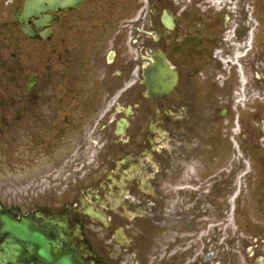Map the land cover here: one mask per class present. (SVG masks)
I'll list each match as a JSON object with an SVG mask.
<instances>
[{
  "label": "flooded vegetation",
  "instance_id": "flooded-vegetation-1",
  "mask_svg": "<svg viewBox=\"0 0 264 264\" xmlns=\"http://www.w3.org/2000/svg\"><path fill=\"white\" fill-rule=\"evenodd\" d=\"M65 1L47 41L61 47L65 93L79 101L86 92L95 112L110 106L93 124L97 164L85 169L86 183L55 208H35L71 213L70 245L81 247V223L93 254L77 256L87 264H136L137 255L127 251L134 241L129 237L141 228L146 255L158 243V264H264L259 8L213 14L192 0H174V28L168 29L165 0ZM156 50L172 65L175 86L149 98L146 69ZM183 140L191 149L182 153ZM187 152L203 159L190 173L180 163ZM247 162L255 171L246 170ZM247 179L253 187L246 188ZM247 193L252 212L246 211Z\"/></svg>",
  "mask_w": 264,
  "mask_h": 264
},
{
  "label": "rangeland",
  "instance_id": "rangeland-1",
  "mask_svg": "<svg viewBox=\"0 0 264 264\" xmlns=\"http://www.w3.org/2000/svg\"><path fill=\"white\" fill-rule=\"evenodd\" d=\"M192 1L201 12L213 14L239 12L245 7L252 9L255 4L264 27V0H238L229 10L224 8L225 0L218 1L216 6H212V0ZM23 2L0 0V201L30 212L37 206H59L79 183H86L85 169L97 164H93L97 153L92 141L93 124L104 117L110 103L95 112L89 108L94 100H90L86 92L79 101L69 100L63 88L60 45L55 47L56 43L30 39L14 20V13ZM164 6L174 13V0H165ZM34 76L36 83L27 90ZM103 101L95 102L102 106ZM77 107L81 108L77 110ZM78 117L82 121L72 120ZM155 122L158 124L157 119ZM174 127L171 124L169 129L174 130ZM187 140L190 141L189 137ZM187 140L178 143L183 148L182 153L191 149ZM231 149L234 151L233 146ZM82 153H87L85 159ZM187 153L186 156L181 154L180 163L187 164L186 172L190 173L196 162L203 159ZM250 168L255 171V165L247 162L246 170ZM253 183L254 180H245L246 188L253 187ZM246 198V211L252 212L250 206L254 202L249 201L248 193ZM141 231L142 228L137 229L136 234L129 237L134 241L128 255H137L136 264H158L157 241L152 243L151 255H146Z\"/></svg>",
  "mask_w": 264,
  "mask_h": 264
},
{
  "label": "water",
  "instance_id": "water-1",
  "mask_svg": "<svg viewBox=\"0 0 264 264\" xmlns=\"http://www.w3.org/2000/svg\"><path fill=\"white\" fill-rule=\"evenodd\" d=\"M66 2L26 0L22 12H17L15 17L23 23L24 31L30 37L46 39L51 31L43 27L54 18L48 10H60ZM70 4H74V1L70 0ZM164 21L172 27L167 13ZM146 75L150 97L169 93L175 84L174 71L161 52L156 53L155 62L148 68ZM33 84L34 81L30 82V86ZM69 220L68 215L52 216L40 211L23 215L0 202V234L3 236L0 240V264H86L77 256L83 255L79 253L78 247L70 245L63 232Z\"/></svg>",
  "mask_w": 264,
  "mask_h": 264
},
{
  "label": "bare ground",
  "instance_id": "bare-ground-1",
  "mask_svg": "<svg viewBox=\"0 0 264 264\" xmlns=\"http://www.w3.org/2000/svg\"><path fill=\"white\" fill-rule=\"evenodd\" d=\"M238 0H226V4L228 5L229 9H232L234 7V4H236Z\"/></svg>",
  "mask_w": 264,
  "mask_h": 264
}]
</instances>
